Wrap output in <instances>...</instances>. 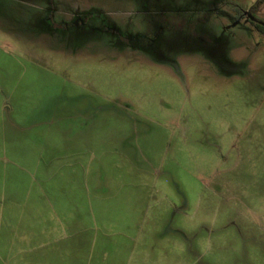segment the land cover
Instances as JSON below:
<instances>
[{
  "label": "rangeland",
  "instance_id": "rangeland-1",
  "mask_svg": "<svg viewBox=\"0 0 264 264\" xmlns=\"http://www.w3.org/2000/svg\"><path fill=\"white\" fill-rule=\"evenodd\" d=\"M251 8L0 0V264H264Z\"/></svg>",
  "mask_w": 264,
  "mask_h": 264
},
{
  "label": "flooded vegetation",
  "instance_id": "flooded-vegetation-1",
  "mask_svg": "<svg viewBox=\"0 0 264 264\" xmlns=\"http://www.w3.org/2000/svg\"><path fill=\"white\" fill-rule=\"evenodd\" d=\"M240 12L241 13H240L239 21L241 19H243L246 22H251L258 30L264 31V23L255 17V9L254 8H251L248 11L241 10ZM97 21L103 22V20L100 19L99 17L97 18ZM79 24H81V21L75 23V25H79Z\"/></svg>",
  "mask_w": 264,
  "mask_h": 264
}]
</instances>
